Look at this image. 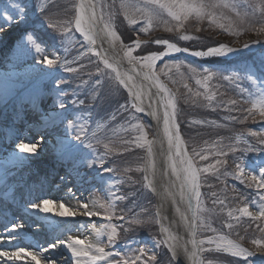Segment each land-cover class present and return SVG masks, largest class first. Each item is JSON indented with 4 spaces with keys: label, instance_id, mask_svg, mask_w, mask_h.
<instances>
[{
    "label": "rangeland",
    "instance_id": "374dc122",
    "mask_svg": "<svg viewBox=\"0 0 264 264\" xmlns=\"http://www.w3.org/2000/svg\"><path fill=\"white\" fill-rule=\"evenodd\" d=\"M44 1L47 0H0V32L12 28L17 23L16 18L23 16L19 22L22 27L6 39L0 38V69L7 73L4 79L12 81L10 95L39 96L44 103H51L61 116L58 137L71 148L74 159L82 162L100 181L90 192L98 208L97 224L107 240L112 227L116 228L115 240L120 242V248L105 245V251L119 255L120 264L125 261L128 264H174L164 244L160 243L154 199L144 181V159L151 137L149 124L126 107L128 97L97 58L86 56L75 61L82 47L72 26L65 21L70 9L61 5L63 0H54L40 10ZM96 2L99 10L104 5V22H108L107 14L112 13L111 23L118 37L114 43L122 41L130 45L132 39L138 38L152 42L167 40L190 51L206 50L220 43L241 48L237 54L226 58L190 60L181 54L170 56L157 66L156 74L169 89L166 96L175 99L176 119L195 166L201 170L212 166L208 172L201 171L199 179L197 238L210 247L204 254L203 264H257L255 257L245 261L243 257L215 251V244H208L207 240L227 236L249 251H256L252 240L264 239V232L260 231L264 228V218L237 222L247 217L240 212L245 206L258 215L260 197L264 193L250 180L253 173L259 176V166L250 165L264 159V144H261L264 116L257 103L264 100V44H261L264 31L260 30L264 28V14L259 10L262 0H207L237 5L239 17L231 8L215 9L218 23L230 26L228 31L211 24L206 17L202 21L190 17L184 28L178 29L165 12L146 33L140 31L146 26L141 15L133 12L138 23L129 24L120 7L122 2L144 7L145 0ZM20 7L26 11L21 13ZM168 27L173 31H167ZM184 34L193 39H180ZM245 43L250 47L244 49ZM36 45L42 49L39 54L35 52ZM162 49L152 43L142 44L133 51V56ZM44 57L56 63H38ZM206 63L224 68H212ZM69 68L73 71H68ZM49 72L52 73L48 77L32 83L40 74ZM209 96L213 99L208 100ZM96 124H104V127L90 136ZM240 162L244 171L237 178L236 165ZM136 181L141 183L142 196H138ZM250 183L252 187L248 186ZM52 188L50 184L49 189ZM137 220L140 223H136ZM33 228L40 229L35 225ZM128 236L134 238L130 240L135 241L134 244L124 245Z\"/></svg>",
    "mask_w": 264,
    "mask_h": 264
},
{
    "label": "bare ground",
    "instance_id": "6f19581e",
    "mask_svg": "<svg viewBox=\"0 0 264 264\" xmlns=\"http://www.w3.org/2000/svg\"><path fill=\"white\" fill-rule=\"evenodd\" d=\"M80 2L81 0L62 1L61 5L68 6L70 9L65 18L66 24L72 26V31L81 44V52L87 51L84 57L97 58L102 66L115 77V72L107 68L90 51L91 46L75 28V17ZM84 2L97 4L96 0H84ZM49 3V0L41 3L40 10ZM20 27L22 24L16 23L12 28L1 31L0 38H8ZM95 31L99 34L96 37V50L102 55H106V58L122 74L121 78L129 86L125 88L116 80L129 99L126 107L133 109L146 120L151 129L143 173L144 181L154 199L160 238L162 241H168V244H163L174 264H197V257L193 258L188 254L193 251L192 228L190 226L192 210L189 206L191 194L185 187L184 196L181 198L180 185L183 172L181 171V179H177L176 173L170 167L169 156L177 160L178 170L182 166L179 164V158L175 156V147L169 149L168 137L164 131V102L161 97H165L166 94L155 79L146 78V73L154 72L156 74L157 63L164 57L180 53L161 57L156 62L154 69L149 70L144 67L142 61L135 64L129 62L124 55L126 50L124 42L114 43L110 37L106 35L103 37V32L97 31V26ZM157 46L163 47L161 52L166 51V45ZM237 53H233V55ZM149 54L151 53L146 55ZM51 73L40 74L32 83L38 82L42 77H48ZM6 74L3 69H0V185L5 186L3 196L9 198L7 206H10V210L15 212V218L10 221L8 226H5L3 220L6 215L0 213V252H15L22 248L26 253L35 254L39 264H77V260L86 262L89 257H75L70 249L61 242H70L75 238H80L85 244L78 245V248H86L88 244L120 248V242L115 240L114 243H110L103 236L102 229L97 224L98 215L87 216L84 214L83 204L88 205L87 211L98 213L96 200L90 192L94 187L99 186L100 181L82 162L74 159L75 155L71 153V148L58 137L61 116L58 115L51 103H44L39 96H23L20 93L15 96L10 95L13 86L11 85L12 81L8 82L4 79ZM129 76L132 77L131 80L127 79ZM159 82L165 85L160 78ZM129 88H131V92ZM134 94H139L138 101L133 99ZM132 103L142 107L143 111H137L132 107ZM169 110L171 109L169 108ZM175 125L179 126L176 117L172 125L174 136L177 134ZM103 127L104 124H96L90 133L94 134ZM178 129L181 134L180 127ZM41 137H43L42 143L40 142ZM20 142L37 143V153L21 152L18 149ZM149 148H151V154H149ZM50 184L53 187L52 190L49 189ZM136 184L139 191L138 196H142L141 183L137 182ZM45 199L53 202L49 206L52 209L51 212L46 213L33 207L34 204H39ZM14 200L17 201V205L23 206L20 212L18 206L12 203ZM60 203L72 208L78 215L71 217L57 215L60 211ZM229 212L231 211L229 210ZM254 220L244 217L237 222ZM15 223H20L23 227L13 232L10 226ZM34 225L37 228L40 227L42 231L39 228H33ZM97 229L99 235H97ZM130 237L128 236L124 241V245L135 243V241H130L134 239H130ZM52 244L58 246L52 250L49 248ZM169 244L175 246V256L172 255ZM185 246L187 252H185ZM202 247L208 246L205 243ZM92 253L95 254L94 249ZM226 259L230 260L227 257ZM116 261H122V258L119 255H110L105 260L97 261L96 264H115ZM0 264H36V261H32L31 256L28 255L13 259L0 256Z\"/></svg>",
    "mask_w": 264,
    "mask_h": 264
},
{
    "label": "snow or ice",
    "instance_id": "6c2138e0",
    "mask_svg": "<svg viewBox=\"0 0 264 264\" xmlns=\"http://www.w3.org/2000/svg\"><path fill=\"white\" fill-rule=\"evenodd\" d=\"M120 7L124 9V15L128 20L129 24L135 25L138 23L137 19L134 18V13H139L141 17L145 20L146 26L141 28L140 31L142 32H148L152 27L153 23L156 20H159L162 13H167L169 17L172 18L173 21H175L174 27L178 29H183L185 21H187L190 17H194L197 21H202L205 17L209 20L211 24H216L219 28L224 29L225 31L230 30V26L226 27L224 23H218V19L216 16L215 9L217 8H231L232 11L236 12V15L239 17L240 12L237 11V5L235 3H211L207 2V0H145L144 7H139L135 4H126L121 3ZM131 10V11H130ZM259 10L262 14H264V0H262L261 4L259 5ZM19 11L23 13L26 11L23 7L19 8ZM108 22H104L105 18V11H104V5L100 6V10L97 11V4L95 2H88L85 3L84 0H81V2L78 5V12L75 17V28L82 34V37L85 41L88 42V45L90 47V51L98 57L102 63L109 69H112L115 72V79L121 84L124 85L125 88H128V84L125 82L124 79L121 78V73L116 70L114 65L109 62V60L106 58V55H102L99 51L96 50V44L97 39L96 37L99 35L95 29L98 23L103 22V27L101 29V32H103L104 35L110 37L113 42H115L118 37L116 32L114 31L113 24L111 23L112 13L109 12L108 14ZM23 19V16H19L16 18V22L19 23L20 20ZM167 31L171 32L173 31L172 27H168L166 29ZM261 31H264V28L260 29ZM27 32V31H26ZM25 32V33H26ZM2 33V32H0ZM24 33V34H25ZM238 34V33H237ZM24 37V35H23ZM22 37V39H23ZM28 39H31L29 36ZM180 39L182 40H191L193 37L184 34L181 35ZM122 43V42H121ZM147 41H142L138 38L132 39L131 44L126 46V50L124 52V55L128 58L130 63L135 64L136 62H143L144 67L148 68L149 70L154 69L155 64L158 60L161 59V57L165 55H171L173 53H188L189 55L193 57L198 58H209V57H227L230 54L239 52L240 48L230 47L227 44L220 43L218 46L215 47H208L206 50H198V51H190L188 48H180L175 43H170L167 40H156L155 43L160 45H166V51L160 52V53H151L149 55H146L144 57H136L133 56V51L135 49H139L142 44H147ZM253 43H261L259 41H254ZM264 44V43H261ZM250 45L248 43H245L243 45L244 49L249 48ZM42 51L41 47L39 45H36L35 52L39 54ZM46 62L48 65H53L56 63L55 60L50 59L48 57H44L43 61H38V63ZM179 65H177L178 67ZM68 71H73L72 68H69ZM146 78L155 79L157 84H159L160 88L163 89L165 93L169 92V89H167L163 84H160L159 77L154 73H146ZM211 78V74H209V77ZM128 80H131L132 77L129 76L127 78ZM100 81H97V84H99ZM197 83H200V81H197ZM129 91L131 92V88H129ZM134 100H139V94L133 95ZM161 99L164 102V131L167 134L168 137V143H169V149L171 150L173 146L175 147V156L179 158V164L182 166L180 170L177 168V160L173 159L172 156H169L170 161V167L172 168L173 172L176 173L177 179H181V171L183 172L182 177V183L180 185V194L181 198L184 196V189L185 187L188 188V191L190 192L191 196L189 199V206L191 207V199L194 198L196 201V211L193 212V222L190 225L192 228V240L191 244L193 246V251L188 253L191 257L195 258L198 256L199 253H202L205 251V249L202 247L206 242L204 240H197L195 238L196 236V228L199 226L195 223V221L199 220L198 211L200 209V199H201V193H200V172H208L210 170V167H206L204 169H197L192 161V158L187 155L186 151H182L183 147V141L180 139L178 135V125H175L177 134L174 136L172 131V125L175 121L176 117V102L175 99L171 96H165L161 97ZM208 100L213 99V97L209 96L207 97ZM82 103V102H81ZM259 104V110L260 114L264 116V100L258 101ZM61 108L64 107V105H60ZM124 105H121V108H124ZM132 107L135 108L137 111H143L142 107H138L136 103H132ZM169 108L171 110H169ZM146 135V134H145ZM255 135V134H253ZM79 140L80 137H77ZM40 142H43V137L40 138ZM147 143V141L145 140ZM175 142V143H174ZM261 144H264V139L261 140ZM18 149L21 152L24 153H37L38 144L37 143H25L20 142L18 144ZM149 154H151V148H149ZM204 158V157H202ZM217 163H221V161H217ZM258 167L259 176H257L255 173L251 174L250 180L254 182V185L257 190H264V179L261 177H264V159H261L259 161H254L250 167ZM237 169L239 170L237 172V178H240L243 175L244 171V165L243 162H240L236 165ZM106 172L112 171V169H105ZM243 182V181H242ZM249 187H252L253 184H249ZM212 195H215L213 193ZM261 203L259 204V213L258 215H254L253 212L249 211L248 206L243 207L240 209V212L243 213V215L250 217L255 220H260L264 218V193L261 194ZM53 202L50 200H43L39 204H34V208L41 209L43 212H51L52 209L49 207ZM82 207L85 209V215L87 216H96L99 215V213L87 211L88 205L83 204ZM60 211L57 213L60 217H71L78 215L77 212L73 211L72 208L66 206L63 203H60L59 205ZM229 215H231V212H229ZM186 219V218H185ZM136 223H140L139 220L135 221ZM11 230L15 232L18 229H21L23 227L20 223L12 224ZM229 228L232 227L231 224L228 225ZM167 231V229H165ZM212 231H216L215 229H212ZM261 232H264V228L260 229ZM99 230L97 229V235H99ZM117 235L116 228L113 226L111 234L108 236V240L110 243L115 242V237ZM64 243L65 246L70 249L72 255L75 257H89V260L86 262H82L80 260H77V264H96L97 261L105 260L106 257L112 255V253L105 252L104 247L99 246V244H88L86 248H78V245H84L85 242L80 238H75L74 240L70 242H61ZM160 243L168 244L167 240L160 241ZM208 244H215V251H223L227 253H231L234 257H243L245 261L249 257H255L257 258V264H264V239H254L252 240V243L257 246L256 251H249L247 248L242 247L239 243H237L234 240L229 239L227 236H218V237H209L207 240ZM58 245L52 244L49 246L50 249L54 250ZM169 247L172 250V255H176V249L175 246L172 244H169ZM95 250V254L92 253V250ZM141 252H144V249H140ZM187 247L185 246V252H187ZM24 255L31 256L32 261H36V264H39L38 257L33 253H26L24 249H19L15 252H0V256H6L9 259L13 258H20ZM118 255V253H117ZM155 257L153 256V260ZM115 264H120V261H116ZM124 264H128L127 261L124 262ZM200 264H203V261H200Z\"/></svg>",
    "mask_w": 264,
    "mask_h": 264
},
{
    "label": "water",
    "instance_id": "95a60500",
    "mask_svg": "<svg viewBox=\"0 0 264 264\" xmlns=\"http://www.w3.org/2000/svg\"><path fill=\"white\" fill-rule=\"evenodd\" d=\"M50 1H53V0H50ZM97 11H99L98 8H97ZM102 27H103V22L98 23V24H97V31H101ZM101 33H102V32H101ZM102 35H103V37H104V34H103V33H102ZM142 41H147L148 43H152V44H154V45H158V44L155 43V41H153V42H152V41H148V40H142ZM126 46H128V44H126L125 47H126ZM86 54H87V51L82 52V53L77 57V59L82 58V57L85 56ZM180 54H181L182 56H184L185 58L190 59V60H195V59L198 58V57H193V56L189 55L188 53H183V52H181ZM169 57H170V56H168V57H164L162 60H160V61L157 63V66H158L159 64H161V63L163 62L164 59L169 58ZM178 135H179L180 139L183 141V137H182L181 134L179 133V129H178ZM182 151H186V152H187V155H188L189 157H191V155H190V153H189V151H188V149H187V146H186L185 141H183ZM191 158H192V157H191ZM192 161H193V158H192ZM193 164H194V162H193ZM194 166H195V164H194ZM195 167H196V166H195ZM196 168H197V167H196ZM191 210H192V222H193V212L196 211V201H195L194 198L191 199ZM195 223L197 224V221H195ZM195 231H196V234H197V228H196ZM195 238L199 241V239L197 238V236H195ZM204 249H205V251H203L202 253H199L198 256H197V264H200V261H203L204 254H205V252H207V251L210 250V247H204Z\"/></svg>",
    "mask_w": 264,
    "mask_h": 264
}]
</instances>
